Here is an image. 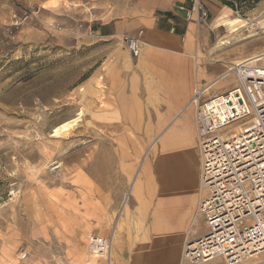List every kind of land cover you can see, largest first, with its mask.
Listing matches in <instances>:
<instances>
[{
  "label": "rangeland",
  "instance_id": "rangeland-1",
  "mask_svg": "<svg viewBox=\"0 0 264 264\" xmlns=\"http://www.w3.org/2000/svg\"><path fill=\"white\" fill-rule=\"evenodd\" d=\"M218 1L236 19L232 31L222 26L213 36L219 54H230L233 65L264 53V0ZM161 2L0 0V264H110L91 253V239L111 238L133 198L134 175L145 158L157 161L158 146L128 127L111 88L109 59L129 51V35L97 30L151 16ZM212 19L210 12L201 24ZM81 111L70 136L55 135Z\"/></svg>",
  "mask_w": 264,
  "mask_h": 264
},
{
  "label": "crops",
  "instance_id": "crops-1",
  "mask_svg": "<svg viewBox=\"0 0 264 264\" xmlns=\"http://www.w3.org/2000/svg\"><path fill=\"white\" fill-rule=\"evenodd\" d=\"M187 1L162 0L151 16L97 30L102 36H137L142 31L140 56L124 50V62L123 56L112 52L111 88L128 127L144 130L143 143L158 146L157 161L155 156L146 158L141 172L134 175L133 198L112 229L111 264H182L193 229L200 234L207 229L197 216L203 197L202 155L195 126L197 106L190 102L198 89L207 87L202 100L231 89L237 78L230 68L255 55L230 65V54H219L213 36L222 26L232 31L235 18L225 15L220 1L202 0L213 15L212 25L197 24L181 9ZM228 76L233 79L230 85L215 89ZM199 264L228 263L220 257Z\"/></svg>",
  "mask_w": 264,
  "mask_h": 264
},
{
  "label": "built area",
  "instance_id": "built-area-1",
  "mask_svg": "<svg viewBox=\"0 0 264 264\" xmlns=\"http://www.w3.org/2000/svg\"><path fill=\"white\" fill-rule=\"evenodd\" d=\"M187 19L207 22L210 10L202 0L182 5ZM142 31L125 36L132 56L141 54ZM231 89L206 100L196 90L195 126L202 155L203 197L197 216L207 229H193L185 242L182 264L224 258L228 264H264V68L245 62L235 66ZM250 120L252 126L232 137L229 126ZM91 253L111 260L112 238L93 237Z\"/></svg>",
  "mask_w": 264,
  "mask_h": 264
},
{
  "label": "bare ground",
  "instance_id": "bare-ground-1",
  "mask_svg": "<svg viewBox=\"0 0 264 264\" xmlns=\"http://www.w3.org/2000/svg\"><path fill=\"white\" fill-rule=\"evenodd\" d=\"M264 57V54H260V55H255V56H253V57H251V58H248V59H246V60H243V61H241V62H239L237 65H241L242 63H245V62H247V63H252V62H256V61H258V60H261L262 58ZM236 65V66H237ZM233 68H235V67H232V68H230L231 70L233 69ZM231 72V71H230ZM230 72H228L227 74H225V76H227V75H229L230 74ZM98 79V78H97ZM83 111H85V110H83ZM83 114V112L81 111V113H80V115L79 116H77L76 118H73V119H69V120H67V121H65V122H63L62 124H59L56 128H55V135H69L70 136V134H71V132L73 131V129L79 124V122H80V120H81V115ZM86 115V114H85ZM84 118H86V117H84ZM85 121H86V119H85ZM86 125V124H85ZM96 129V128H95ZM85 131V130H84ZM78 132V131H77ZM80 133V132H79ZM85 133H86V131H85ZM65 137V136H64ZM63 137V138H64ZM173 144V143H172ZM170 146V145H169ZM172 146V145H171ZM163 147V146H162ZM167 149V148H166ZM165 151V150H164ZM146 157V156H145ZM177 157V156H176ZM178 159V158H177ZM109 160V159H108ZM145 160H146V158H145ZM143 162H144V160H142V163H141V165H143ZM186 162V161H185ZM164 163H165V161H164ZM179 163V162H178ZM166 164V163H165ZM176 164V163H175ZM189 164V163H188ZM147 165H149V164H147ZM146 165V166H147ZM177 170V169H176ZM99 172V171H98ZM109 172V171H108ZM172 172V171H171ZM178 172V171H177ZM161 174V173H160ZM160 187V186H159ZM117 232V231H116ZM110 257H111V255H110ZM113 258V257H112ZM110 264H111V260H110Z\"/></svg>",
  "mask_w": 264,
  "mask_h": 264
}]
</instances>
